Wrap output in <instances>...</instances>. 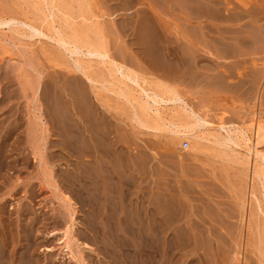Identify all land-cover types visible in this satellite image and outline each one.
<instances>
[{
	"label": "rangeland",
	"instance_id": "1",
	"mask_svg": "<svg viewBox=\"0 0 264 264\" xmlns=\"http://www.w3.org/2000/svg\"><path fill=\"white\" fill-rule=\"evenodd\" d=\"M88 1L0 0V256L16 264H75L80 255L84 264H144L141 239L159 227L161 246L166 238L176 245V264H264V175L253 173L252 146H221L211 136L191 145L153 111L149 125L159 129L140 125L134 98L146 96L135 84L95 60L93 87L74 70L76 55L36 31L42 25L51 35L63 21L69 32L97 25L111 57L147 79L148 91L172 88L212 123L194 133H216L223 122L241 125L254 142V126L264 125V0ZM118 85L134 92L125 97ZM167 103L158 106L167 123L185 117V104ZM39 112L44 119L36 120ZM257 146L264 154V139ZM69 211L76 259L61 248Z\"/></svg>",
	"mask_w": 264,
	"mask_h": 264
},
{
	"label": "bare ground",
	"instance_id": "2",
	"mask_svg": "<svg viewBox=\"0 0 264 264\" xmlns=\"http://www.w3.org/2000/svg\"><path fill=\"white\" fill-rule=\"evenodd\" d=\"M82 1H88V0H82ZM210 1V0H209ZM217 1V0H216ZM229 1V0H228ZM51 2V1H50ZM53 2V1H52ZM220 2V1H219ZM219 2H217L216 4L218 5V4H221V3H219ZM37 3V2H36ZM54 3V2H53ZM52 3V6L54 7L55 6V3L53 4ZM61 3V2H60ZM63 3V2H62ZM64 3H65V5L64 6H66V2L64 1ZM70 3V2H69ZM88 3H89V1H88ZM210 3H214V2H210ZM7 4V3H6ZM31 4L32 3H30V6H31ZM68 4V3H67ZM81 4H82V2H81ZM84 4V3H83ZM86 4V3H85ZM127 4V3H126ZM249 4V3H248ZM33 5V4H32ZM43 5H44V3H43ZM89 5V4H88ZM49 6V5H48ZM69 6V5H68ZM71 6V5H70ZM73 6H75V5H73ZM78 6H79V4H78ZM82 6V5H81ZM37 7V6H36ZM55 7H57V6H55ZM76 7H77V5H76ZM90 7V6H89ZM7 8V7H6ZM32 8V7H31ZM80 8V7H79ZM78 8V9H79ZM2 9V8H1ZM65 9V8H64ZM223 9V8H222ZM9 10V9H8ZM54 10H55V8H54ZM42 11V10H41ZM61 11V10H60ZM60 11H59V13H60ZM69 11V10H68ZM67 11V12H68ZM73 11V10H72ZM72 11H71V13H72ZM76 11V10H75ZM83 11V10H82ZM86 11V10H85ZM6 12V11H5ZM46 12V11H45ZM56 12V11H55ZM54 12V13H55ZM63 12V11H62ZM37 13V12H36ZM53 12H52V14H51V20H50V22L49 23H54V20L53 19H55L54 18V16H55V14H54ZM80 13V12H79ZM83 13V12H82ZM230 13V12H229ZM38 14H40V13H38ZM47 14H49V13H47ZM238 14V13H237ZM11 15V14H10ZM59 15V14H58ZM62 15V14H61ZM65 15V14H64ZM82 15V14H81ZM40 16V15H39ZM57 16V15H56ZM89 16V15H88ZM10 17V16H9ZM12 17V16H11ZM72 16H70V18H71ZM78 17V16H77ZM80 17H82V16H80ZM84 17H86V16H84ZM13 18L14 17H12V20L10 19V21L9 22H14L13 21ZM38 18V17H37ZM42 18V17H41ZM65 18H66V16H65ZM214 18V17H213ZM17 19V18H16ZM45 19H46V17H45ZM82 19V18H81ZM223 19V18H222ZM227 19V21H228V18H226ZM231 19V18H230ZM4 20H5V18H3V15L1 16L0 15V25H2L3 23H4ZM24 20V19H23ZM40 20V19H39ZM47 20V19H46ZM63 20H64V18H63ZM76 20V19H75ZM85 20V19H84ZM93 20V19H92ZM91 20V21H92ZM212 20V19H211ZM220 20H221V18H220ZM232 20V19H231ZM21 21V20H20ZM49 21V20H48ZM58 21V20H57ZM71 21V20H70ZM217 21H218V19H217ZM226 21V20H225ZM18 22V21H17ZM47 22V21H46ZM64 23V25L63 26H61V27H58V28H56L55 27V30L53 31V33L51 34V35H49V32H48V34L47 33H45L44 31H43V29L41 30V28L40 27H42V25L41 26H39V29H37L36 28V31H37V34H39V35H47V36H49L50 38H52V41L54 40L55 41V43H57V44H59L60 46H66L65 47V49H66V52L68 51V53H70L71 55H76V59L74 60V70L75 71H77V72H79V73H81L84 77H85V79L94 87L96 84H97V82H98V78L97 79H95L89 72H88V67H90V61H98L99 63H101V65L102 64H105V65H108V66H110V68H109V73L110 74H108V72L106 71V73L108 74V75H113L114 73L116 74H118V75H120V77L123 79V80H128L129 82H132L133 84H135L136 85V87L139 89V94H141L142 95V93L143 94H145V95H143L142 97H144V96H146V99H139V97H138V99L137 98H134L136 101L135 102H137L136 103V105H137V107L135 106V109H134V105L132 106L133 107V109L135 110V112H134V117H133V119L135 118L136 120H137V122H139V124L140 125H142V126H144V127H152V128H154V129H159V126L157 125H153V126H151V125H149V121L150 120H152V119H150L149 120V112L150 111H153L154 113H155V116L156 117H158L160 120H158L159 122H160V124H162V125H164V126H166L167 128L169 127V126H172V128H171V132L173 133V135L176 137V136H181L182 135V137L183 136H188L189 137V140H190V142H191V145H200L201 143V139H209V136H211V138L213 137L214 138V143H216V144H218V145H221V146H224V145H226V144H228V143H230L229 145L231 146V145H235V146H239L240 147V142H244L245 144H246V146L248 145V147L250 148V149H247V150H251V146H252V148H253V152H254V155H255V158L258 160V162L257 163H255V165H254V172L253 173H255L258 177L260 176V175H264V154L262 153V152H260L258 149H257V145H259L262 141H263V139H264V125L262 124V125H256V128H255V126H254V129H255V134H252V135H255V141L254 142H252L253 140V138H250V137H247L246 136V134H245V130L241 127V125L240 126H237L236 124H232V125H227V124H224L223 122H220L219 123V125H217V128H216V133H212V132H210L209 130H206V131H200V133H198V134H196V133H194L195 132V130H196V128L198 129V127H205V126H209L210 124H212L210 121H208L205 117H203V116H201L199 113H197V112H195V110H193L191 107H188L187 106V103L181 98V96L176 92V91H174L172 88H168V87H166L165 88V86H163V89H160V90H156V88L154 89L153 88V90H147L146 88H145V86L144 85H146V86H148L147 84H144V85H142V83L144 82L145 83V81L147 80V79H144V78H142V77H140L138 74H137V72L135 73L134 72V70H132L131 68H129L127 65H125V64H122V63H119V62H117L116 60H114L113 59V57H111V55L109 54V51H108V49H107V47H106V44H105V40L103 39V36H102V32L99 30V27L97 26V25H93L92 27H88V29L86 28V29H81V30H79V32L78 31H76V29L74 30V31H67V28H70L71 30H72V28H71V25L69 24V23H67L66 21H63ZM72 22V21H71ZM88 22H89V20H88ZM60 23V22H59ZM11 24V23H10ZM27 24V23H26ZM45 24V23H44ZM72 24V26H73V24H74V22L73 23H71ZM77 24V22L75 23V25ZM81 24V23H80ZM37 25V24H36ZM59 25V24H58ZM61 25V24H60ZM22 26V25H21ZM29 26H31V28L33 27L34 28V25H32V24H29ZM45 26V25H44ZM54 26V25H53ZM79 26H81V25H79ZM84 27V26H83ZM86 27V26H85ZM32 28V29H33ZM1 29V28H0ZM9 29V28H8ZM24 29V28H23ZM49 29V28H48ZM47 29V30H48ZM13 30V29H12ZM11 30V31H12ZM46 30V31H47ZM15 31V30H14ZM13 31V32H14ZM17 31V30H16ZM21 31V30H20ZM30 31V30H29ZM51 31V30H50ZM103 31V30H102ZM24 32V31H23ZM91 35H90V34ZM35 34V33H34ZM220 34V33H219ZM14 35V34H13ZM26 35V34H25ZM32 35V34H31ZM93 35H95V36H93ZM156 35V34H155ZM18 36H20V35H18ZM23 36V35H22ZM46 36V37H47ZM223 36H225V35H223ZM14 37V36H13ZM12 37V38H13ZM17 37V36H16ZM25 37V36H24ZM31 37V36H30ZM154 37V36H153ZM167 37V36H166ZM15 39V38H14ZM32 39V38H31ZM218 39H219V37H218ZM19 40V39H18ZM7 42V41H6ZM33 42H34V40H33ZM14 43V42H13ZM26 44H27V42H26ZM14 45H19V44H14ZM219 45H221V44H219ZM30 46V45H29ZM161 51V50H160ZM220 53V52H219ZM60 54V53H59ZM69 54V55H70ZM78 55V56H77ZM83 56V57H85V60L83 59V57L81 58L80 56ZM165 56V55H164ZM218 56V55H217ZM221 56V55H220ZM170 57V56H169ZM70 58V57H69ZM74 58V57H73ZM254 61V60H253ZM27 65L29 66V67H31L32 69H34V67H33V65L31 64V63H27ZM104 66V65H103ZM37 69V68H36ZM106 69H108V68H106ZM242 71V70H241ZM37 73V77H36V79L34 80V83H32L31 84V86H32V90H33V95H34V101H37L38 100V90H39V87H40V73L39 72H36ZM118 77V76H117ZM144 77V76H143ZM115 78V77H114ZM216 78V77H215ZM226 78V77H225ZM110 79V78H109ZM118 79V78H117ZM214 79V78H213ZM111 80V79H110ZM119 80V79H118ZM103 81V80H102ZM108 81V80H107ZM111 81H113V78H112V80ZM148 81V80H147ZM147 81H146V83H147ZM152 81V80H151ZM120 82H122V81H120ZM125 82V81H124ZM128 82V83H129ZM99 83V82H98ZM102 83V82H101ZM112 83V82H111ZM114 83H115V81H114ZM117 83V82H116ZM123 83V82H122ZM149 83V82H148ZM157 83V82H156ZM131 84V83H130ZM150 84H152V83H150ZM161 84V83H160ZM110 85V84H109ZM114 85V84H113ZM119 85H121V84H119ZM118 85V86H119ZM132 85V84H131ZM135 85H134V87H135ZM162 85V84H161ZM91 86V87H92ZM106 86V85H105ZM104 86V87H105ZM112 86V85H111ZM126 86V85H125ZM133 86V85H132ZM144 86V87H143ZM150 86H152V85H150ZM154 86V85H153ZM107 87H108V85H107ZM123 87V86H122ZM128 87V86H127ZM98 88V87H97ZM125 88V87H124ZM130 88V87H129ZM132 88V87H131ZM119 89H120V86H119ZM150 89H152L151 87H150ZM158 89V88H157ZM107 90H108V88H107ZM121 90V89H120ZM129 90V89H128ZM131 90V89H130ZM129 90V91H130ZM133 91V90H132ZM132 91H130V92H132ZM138 91V90H137ZM130 92L128 93L127 92V89L125 90V89H122L119 93L121 94V95H123V96H127L128 97V94H130ZM134 92V91H133ZM136 93V92H135ZM135 93H133V95L135 94ZM137 93V94H138ZM119 94V95H120ZM136 94V95H137ZM118 96V95H117ZM119 97V96H118ZM130 97V96H129ZM131 98H132V96H131ZM127 99V98H126ZM149 99V100H148ZM129 101V100H128ZM134 101V100H133ZM133 101H131V102H133ZM178 101V103H180L181 104V102L183 103V104H185V106H181V108L183 109V111L185 112V117H183L182 119L181 118H173V119H170L169 121H168V123H167V121L166 120H164L165 118H163V116H162V113H161V111H160V109L159 108H161V107H158L161 103H167V102H177ZM168 104V103H167ZM172 104V103H171ZM182 104V105H183ZM162 105V104H161ZM175 105H177V103H175ZM179 105V104H178ZM38 106V105H37ZM174 106V105H173ZM39 107V106H38ZM163 108V107H162ZM170 108V107H169ZM174 108H175V106H174ZM178 108H180L179 106H178ZM34 109V108H33ZM168 109V108H167ZM166 110V109H165ZM173 110V109H172ZM175 110V109H174ZM176 110H177V108H176ZM41 111V110H40ZM178 111V110H177ZM167 112V111H166ZM179 112V111H178ZM171 113H172V111H171ZM164 114V113H163ZM174 114H177L176 112L174 113ZM181 114V113H180ZM34 115V114H33ZM166 115V114H165ZM41 116H43L42 114H40V112H39V115L37 114V119L36 120H38V119H44V118H41ZM153 116V115H152ZM169 116V115H168ZM164 117H166V116H164ZM171 117H172V115H171ZM178 117H180L179 115H178ZM168 118V117H167ZM170 118V117H169ZM168 118V119H169ZM166 121V122H165ZM34 122V121H33ZM219 122V121H218ZM39 123V122H38ZM44 125V124H43ZM42 126V125H41ZM211 126V125H210ZM214 126H212L211 128H213ZM163 128V127H162ZM169 128V129H170ZM207 129H211V128H208V127H206ZM215 128V127H214ZM213 128V129H214ZM39 129V128H38ZM164 129V128H163ZM160 130H161V128H160ZM200 130V129H199ZM198 130V131H199ZM204 130V129H203ZM197 131V132H198ZM247 131V130H246ZM38 132V131H37ZM28 133V132H27ZM33 133V132H32ZM36 133V132H35ZM172 133H171V135H172ZM247 133V132H246ZM38 134V133H37ZM28 135H29V133H28ZM28 135H27V137H28ZM35 135V134H34ZM58 135V134H57ZM36 137H38V136H36ZM45 138V137H44ZM40 139V138H39ZM36 140V139H35ZM35 140H34V142H35ZM45 140V139H44ZM188 140V141H189ZM32 141V140H31ZM205 141V140H204ZM249 142H252L253 143V145H250V143ZM78 143V142H77ZM212 143V142H211ZM33 144V143H32ZM36 144V143H35ZM213 145V144H212ZM214 146V145H213ZM212 146V147H213ZM235 146H234V148H235ZM194 147V146H193ZM219 147V146H218ZM233 147V146H232ZM238 148V147H237ZM199 149V148H198ZM215 149V148H214ZM239 149H241V148H239ZM228 150H229V148H228ZM35 151V150H34ZM242 151L244 152L245 151V149L243 150L242 149ZM45 152V151H44ZM226 152V151H225ZM228 152V151H227ZM230 152V151H229ZM232 152H233V150H232ZM247 152V151H246ZM251 152V151H250ZM2 153V152H1ZM42 152L40 151L39 152V162L40 163H42V154H41ZM44 154V153H43ZM122 154V153H121ZM233 154V153H232ZM235 154H236V151H235ZM250 154V153H249ZM38 155V154H37ZM236 155H239V154H236ZM246 155H247V153H246ZM252 155V154H251ZM0 156H1V154H0ZM34 156V155H33ZM253 157V156H252ZM6 158V157H5ZM238 158V157H237ZM240 158H241V155H240ZM246 158H249V156H246ZM35 159V158H34ZM37 159V158H36ZM35 159V160H36ZM3 160V159H2ZM243 160V159H242ZM246 160H248L249 161V159H246ZM253 160H255V159H253ZM238 161V160H237ZM39 163V164H40ZM8 164V163H7ZM42 165H43V163H42ZM253 165V164H252ZM3 166V165H2ZM39 167H40V165H39ZM1 168V167H0ZM2 169V168H1ZM1 169H0V171H1ZM45 169V168H44ZM48 169V168H47ZM41 171V170H40ZM42 172V171H41ZM255 174H253V179H254V176H255ZM52 175V174H51ZM48 177V176H47ZM46 177V178H47ZM75 177V176H74ZM257 177V178H258ZM259 179V178H258ZM261 180V179H260ZM74 182V181H73ZM72 183V182H71ZM73 184V183H72ZM75 186H77V185H75ZM253 187V186H252ZM251 187V188H252ZM73 188H75V187H73ZM76 189V188H75ZM74 189V190H75ZM80 189V188H79ZM79 189L77 190L78 191V194L80 193V191H79ZM60 190V189H59ZM172 191V190H171ZM61 193V192H60ZM64 193V192H63ZM86 193V192H85ZM83 194V193H82ZM63 196H64V194H63ZM78 196V195H77ZM82 196V195H81ZM80 196V197H81ZM157 196V195H156ZM78 198V197H77ZM79 199V198H78ZM77 199V200H78ZM80 199H82V197L80 198ZM63 200V199H62ZM71 200V199H70ZM69 200H67L66 202H68ZM78 201H80V200H78ZM89 201V200H88ZM61 202V201H60ZM63 202V201H62ZM71 202H73V201H71ZM64 203V202H63ZM69 203H70V201H69ZM90 203V202H89ZM168 203V202H167ZM84 204V203H83ZM72 205H74V204H72ZM72 205H70V207L72 206ZM75 205H76V203H75ZM168 205V204H167ZM11 206V205H10ZM99 206V205H98ZM67 207V206H66ZM76 208H77V205L75 206ZM127 208V207H126ZM166 208H167V206H166ZM72 209V208H71ZM260 209V208H259ZM68 211V210H67ZM149 211H150V209H149ZM70 212V211H69ZM169 212V211H168ZM66 213H68V212H66ZM71 213V212H70ZM70 215V214H69ZM74 216V214L73 213H71V221H69V222H72V223H70L71 224V226H68L65 230H63L62 231V233H61V235H60V239H62V242L61 243H63L62 244V246H61V248H62V250H64V251H67L68 253H70L71 254V256L70 257H72L73 259H76V257L78 256H76L75 257V254H74V252H73V249H72V246H73V244H72V226L74 225V221H75V216ZM150 218H152V217H150ZM143 219V218H142ZM148 219H149V217H148ZM155 219V218H154ZM154 219H153V221H154ZM171 219V218H170ZM142 221V220H141ZM144 221V220H143ZM146 221V220H145ZM147 222H149L148 220H147ZM146 222V223H147ZM151 222V221H150ZM155 222V221H154ZM156 222H158V221H156ZM156 222H155V224H156ZM142 223H144V222H142ZM152 223V222H151ZM69 224V225H70ZM127 224V223H126ZM152 224H154V223H152ZM253 224V223H252ZM149 225H151V224H149ZM144 226H148V223H147V225H144ZM155 226V225H154ZM92 227V226H91ZM137 227H140V226H137ZM151 227V226H150ZM161 227V226H160ZM128 228H130V227H127V230H128ZM141 229H143L142 227H140ZM145 228V227H144ZM157 228H159V227H157ZM157 228H155V229H153V232L151 231L152 229H150V230H146L145 232H144V235H143V239H141V245H142V247H140V249L142 248V254H143V261H144V264H176V261H175V259H171L172 257H174L175 258V247H176V245L175 246H173L172 245V243L171 242H169L168 240L169 239H165V242H164V244L161 246V244L162 243H160V241L162 240V239H160V234H159V231H158V229ZM173 228V227H172ZM175 228V227H174ZM95 229V228H94ZM132 229H133V227H132ZM138 229V228H137ZM136 229V230H137ZM163 229V228H162ZM166 229V228H165ZM170 230V229H169ZM153 233V234H151V232ZM165 231H167L168 232V230H165ZM4 232V231H3ZM133 232V231H132ZM138 232H139V230H138ZM142 232V231H141ZM178 232V231H177ZM124 233H126V232H124ZM130 233H131V231H130ZM143 233V232H142ZM165 233V232H164ZM180 233V232H179ZM2 234V233H1ZM5 234V233H4ZM138 234V233H137ZM167 234V233H166ZM166 234H163L164 236V238H165V235ZM132 235V234H131ZM135 235L136 234H134V236L133 237H135ZM140 235V234H139ZM175 235V234H174ZM52 236V235H51ZM112 236V235H111ZM138 236V235H137ZM142 236V235H141ZM162 236V235H161ZM167 236V235H166ZM181 236V235H180ZM27 237V236H26ZM4 237H2L1 239H3ZM142 238V237H141ZM164 238H163V240H164ZM169 238V237H168ZM183 238V237H182ZM29 239V238H28ZM28 239H26V240H28ZM123 239V238H122ZM131 239H133V238H131ZM136 239V238H135ZM4 240V239H3ZM2 240V241H3ZM6 240V239H5ZM4 240V241H5ZM77 240V239H76ZM134 240V239H133ZM183 240H185V239H182V241ZM3 241V242H4ZM33 241V240H32ZM73 241H75V240H73ZM139 242H140V239L138 240ZM173 241H175V240H173ZM5 242H7V241H5ZM27 242V241H26ZM184 242V241H183ZM0 243H2L1 241H0ZM124 243V242H123ZM14 244V243H13ZM72 244V245H71ZM76 244H77V242H76ZM121 244V243H120ZM131 244V243H130ZM140 244V243H139ZM183 244V243H182ZM185 244V243H184ZM191 244V243H190ZM28 245H30V243L28 244ZM27 245V246H28ZM1 247H2V245H0ZM125 246H127V245H125ZM124 246V247H125ZM137 246H139V245H137L136 244V246L135 247H137ZM13 247V246H12ZM132 247V246H131ZM3 248V247H2ZM60 248V249H61ZM139 248V247H138ZM6 249V248H5ZM77 249H79V248H77ZM125 249H126V247H125ZM10 250H11V248H10ZM130 250V249H129ZM20 251H22V250H20ZM27 251H28V249H27ZM127 251V250H126ZM13 252H14V250H13ZM12 252V253H13ZM4 253H6V252H4ZM8 253V252H7ZM11 253V252H10ZM29 253H30V251H29ZM66 253V252H65ZM81 253V252H80ZM79 253V254H80ZM192 253V252H191ZM20 254H22V253H20ZM20 254H19V257H20ZM23 254H25V252L23 253ZM193 254V253H192ZM26 255H28V254H26ZM17 256V255H16ZM82 255H80V260H77L78 262L77 263H75V264H84V261L82 260V257H81ZM176 256H178V255H176ZM185 256V255H184ZM11 257H13V256H11ZM14 257H15V255H14ZM19 257H17V259L19 258ZM23 257H25L24 255H23ZM27 257H29V256H26V258ZM166 257H168V258H166ZM31 258V257H30ZM30 258H29V260H30ZM123 258V257H122ZM24 259V258H23ZM22 259V262L24 261ZM78 259V258H77ZM21 260V259H20ZM28 260V261H29ZM25 261L27 262V260L25 259ZM24 261V262H25ZM32 261V260H31ZM18 262L20 263V264H23V263H21L19 260H18ZM28 263V262H27ZM31 263V262H30ZM0 264H16V262L14 261V258H13V260H9V258L7 257V256H4L3 257V253H2V257L0 256ZM29 264V263H28ZM33 264V263H32ZM141 264V263H140ZM143 264V263H142ZM195 264V263H194ZM205 264V263H204Z\"/></svg>",
	"mask_w": 264,
	"mask_h": 264
},
{
	"label": "built area",
	"instance_id": "3",
	"mask_svg": "<svg viewBox=\"0 0 264 264\" xmlns=\"http://www.w3.org/2000/svg\"><path fill=\"white\" fill-rule=\"evenodd\" d=\"M187 145V143H184V147Z\"/></svg>",
	"mask_w": 264,
	"mask_h": 264
}]
</instances>
